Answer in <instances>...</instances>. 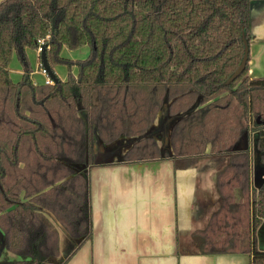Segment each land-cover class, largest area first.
<instances>
[{
  "label": "trees",
  "instance_id": "1",
  "mask_svg": "<svg viewBox=\"0 0 264 264\" xmlns=\"http://www.w3.org/2000/svg\"><path fill=\"white\" fill-rule=\"evenodd\" d=\"M257 1H0V230L6 249L20 257L0 264H41L60 255L48 213L80 239L59 264L91 240L89 171L77 165L92 163L95 132L105 144L139 138L124 153L125 164L168 157L146 134L166 98L168 112L182 114L169 136L176 169L207 154L228 157L215 177L221 204L198 232L202 250L251 252V264H264L255 237L264 220V182L252 186V150L237 146L255 132L264 164V77L247 75L249 53L245 70L225 85L242 61L244 39L250 44ZM41 43L53 70L67 66L65 80L33 82L26 49ZM63 45L90 50L70 58ZM13 55L23 66L18 82L10 77Z\"/></svg>",
  "mask_w": 264,
  "mask_h": 264
},
{
  "label": "crops",
  "instance_id": "2",
  "mask_svg": "<svg viewBox=\"0 0 264 264\" xmlns=\"http://www.w3.org/2000/svg\"><path fill=\"white\" fill-rule=\"evenodd\" d=\"M250 24L247 75L262 78L264 0L253 5ZM27 48L33 52L36 70L39 67L38 72L44 74L37 49ZM89 50L86 45L75 48L63 45L62 54L70 58H83ZM13 57L9 63L10 77L13 82H17L22 77V69L12 68ZM63 66L56 64L54 67L55 74L61 80H65L67 75L57 72V68ZM96 135L97 132L93 136L92 163L83 164L86 169L78 168L82 173L89 171L93 238L82 244L66 264H251V252L205 253L198 233L205 229L210 217L221 204L215 177L216 172L227 164L228 157L221 162L207 154L197 158L191 167L176 169L169 157L173 155L171 148L168 157L160 160L125 164L124 153L139 138L120 137L102 148L103 155L97 158L94 147ZM256 135L255 132L245 135L243 143L238 147H249L252 150L250 180L254 187L264 182V164L260 162L259 152L254 148ZM200 161L207 168L202 180L198 164ZM240 194L239 189L234 190L237 201L241 198ZM255 237L256 247L264 251V220L255 229ZM79 240L70 242L71 250L67 255ZM60 243L61 237L59 253ZM67 255L61 256L60 253L41 264H59ZM12 259L20 257L6 249L0 230V261Z\"/></svg>",
  "mask_w": 264,
  "mask_h": 264
},
{
  "label": "rangeland",
  "instance_id": "3",
  "mask_svg": "<svg viewBox=\"0 0 264 264\" xmlns=\"http://www.w3.org/2000/svg\"><path fill=\"white\" fill-rule=\"evenodd\" d=\"M26 51H27L28 57L30 59V65H32V70H33V73L31 74V78L33 79L34 82H37L38 84L44 83L45 75L42 74L40 71L38 72L39 67H37V70H36L35 62L32 59L33 52L29 51V48H27ZM37 51H38V49H37ZM11 66L13 69L21 68L22 73H23V66H21L19 59L17 58L16 55H14V57H13V63ZM35 70H36V73H34ZM75 71H76V67L73 66L71 73L75 74ZM57 72H59L62 75H64V74L68 75V73H69L68 68L66 66L58 67ZM194 107H195V105H194ZM80 114L84 115V112H81ZM181 115H182L181 113L177 114V115H172L171 113L168 112V100L166 98L164 100L162 107L160 108V111L158 112V116H157L156 120L147 130L149 135H152L156 138V140L158 141L159 147L162 149L164 154H168L171 152L170 140H169L170 127ZM243 141H244V139L240 140L238 142L237 146L240 147V145L243 143ZM106 146H108V145L103 143L100 140V138L96 135L94 138V147H95V151L97 154V158H99L100 156L103 155V153H102L103 149L102 148H104ZM225 158L227 159V157H218V156L216 157L215 156L214 159L222 162ZM198 164L200 165V180H202L203 176L206 175L207 168L203 167V163L201 161ZM77 167L79 169H83V168L86 169L85 165H83V164H79V165H77ZM81 171H84V170H81ZM47 216L51 220L53 226L57 229L58 234L61 237V243H60L61 256L67 255L69 253V251L71 250L70 242H74L75 239L67 234V232L65 231L62 224L59 223L51 214L48 213Z\"/></svg>",
  "mask_w": 264,
  "mask_h": 264
},
{
  "label": "water",
  "instance_id": "4",
  "mask_svg": "<svg viewBox=\"0 0 264 264\" xmlns=\"http://www.w3.org/2000/svg\"><path fill=\"white\" fill-rule=\"evenodd\" d=\"M258 2H260V1L254 2L251 7L253 8V5L258 3ZM244 42H245V48H244V53H243L242 58H241L242 61L238 65V67L232 72V74H230V76H228V79L225 82V85H227V86H228V84L233 82L236 78H238V76L245 70V66L248 62L247 58H248V53H249V44H248V42H246V39H244ZM40 47H41L40 52H39L40 65L42 66V68L46 72L50 81L52 83H56V81L58 80V76L55 74L54 70L51 68V65H49V63H48L45 44L42 43ZM0 188H1V186H0Z\"/></svg>",
  "mask_w": 264,
  "mask_h": 264
},
{
  "label": "built area",
  "instance_id": "5",
  "mask_svg": "<svg viewBox=\"0 0 264 264\" xmlns=\"http://www.w3.org/2000/svg\"><path fill=\"white\" fill-rule=\"evenodd\" d=\"M42 42V41H41ZM42 44V43H41ZM41 44H39L38 45V53L40 52V49H41ZM40 63V62H39ZM41 70H42V72L45 74V76H46V79H45V83H52L51 81H50V79L48 78V76H47V74H46V72L44 71V69L42 68V66H41Z\"/></svg>",
  "mask_w": 264,
  "mask_h": 264
}]
</instances>
